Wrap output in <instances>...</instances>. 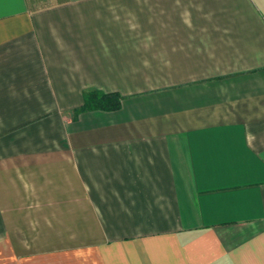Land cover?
<instances>
[{"label":"crops","instance_id":"crops-1","mask_svg":"<svg viewBox=\"0 0 264 264\" xmlns=\"http://www.w3.org/2000/svg\"><path fill=\"white\" fill-rule=\"evenodd\" d=\"M0 264H264V0H0Z\"/></svg>","mask_w":264,"mask_h":264},{"label":"trees","instance_id":"trees-1","mask_svg":"<svg viewBox=\"0 0 264 264\" xmlns=\"http://www.w3.org/2000/svg\"><path fill=\"white\" fill-rule=\"evenodd\" d=\"M118 96L114 93H102L96 90H88L82 95L81 104L74 110L84 109H115L118 106Z\"/></svg>","mask_w":264,"mask_h":264}]
</instances>
